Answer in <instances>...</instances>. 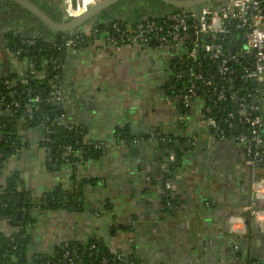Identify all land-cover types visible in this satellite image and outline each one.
<instances>
[{
	"label": "crops",
	"instance_id": "obj_1",
	"mask_svg": "<svg viewBox=\"0 0 264 264\" xmlns=\"http://www.w3.org/2000/svg\"><path fill=\"white\" fill-rule=\"evenodd\" d=\"M227 1L214 0L213 7ZM35 4L53 21L59 22L63 16L62 0H35ZM121 12L107 24L119 21L130 27L134 19ZM85 29V39L66 54L61 72L64 113L82 130L83 144L103 149L91 155L80 153L74 179L62 167L47 162L39 129L27 125L16 113L0 110V140L13 137L19 147L12 149L4 166L0 164V198L13 204L15 196L8 190L14 186L19 196L21 178L23 195L34 203L57 187L67 189L76 180L85 206L76 213L34 209L30 231L24 226L22 234L14 225L17 207L4 204L0 206L2 216L11 219H0V236L28 239L26 264H45L46 257L52 258L68 240L84 243L98 238L110 253H127V236L134 239V255L143 264H264V232L254 229L244 214L250 179L243 172L242 149L231 139L198 138L205 130L201 117L206 101L198 96L183 108L181 96L169 80L171 67L179 66L184 72L183 88L186 85L183 48L155 43L117 50L99 37L92 41L90 26ZM52 35L11 1L0 0V80L13 75L22 82L29 70L15 55V39L50 41ZM206 37L190 38L198 55L203 53ZM245 39L242 35L243 44ZM43 64L41 77L48 70L46 60ZM262 85L263 90L256 88L258 93L264 92V82ZM7 112L12 118H7ZM122 129L127 132L124 138L119 135ZM181 133L184 142L176 148L174 142L181 139ZM132 137L138 139L136 144L130 142ZM159 137L168 138L167 148L157 145ZM189 140L190 151L184 146ZM164 177H168L174 204L169 214L160 210ZM254 177L264 178V164ZM83 191L88 194L84 196ZM231 216L242 218L249 228L247 234L229 231L227 219ZM131 221L134 229L130 235L111 228L122 224L127 230Z\"/></svg>",
	"mask_w": 264,
	"mask_h": 264
},
{
	"label": "built area",
	"instance_id": "obj_2",
	"mask_svg": "<svg viewBox=\"0 0 264 264\" xmlns=\"http://www.w3.org/2000/svg\"><path fill=\"white\" fill-rule=\"evenodd\" d=\"M105 0H62L61 12L64 17L76 20L82 17L93 6L104 2ZM264 0H228L227 3L220 7L204 5L196 13L190 9H182L178 12L167 14L159 21L146 20L136 23L132 27H125L123 24L115 22L108 25L104 29H92L89 31L90 37H99L107 45L120 50L126 47L135 45L149 46L158 43L162 46L170 48H184L191 36L196 37L199 34L207 35L208 41L202 47V56L213 61L216 69L217 79L221 82V88L216 89L215 83L210 77H203L199 73L200 64L198 61V48L192 43L191 49L188 52L187 60L189 66L185 64V77L189 80L185 85L181 97V105L187 108L192 100L198 97L196 86L197 83H203L204 87L211 89L213 95H216L217 102H224L226 94L223 86L226 80H230L233 73L232 65L241 66L240 80L248 83L254 81L256 84L262 85L264 82ZM227 20V26L223 22ZM245 35V42L240 44L239 50L230 52L224 48L222 40L233 42L236 36ZM84 33L80 32L73 36H62L59 47V56L50 55L45 60L47 61L50 71L53 73L47 85L50 88L46 103L51 105L53 102H62L64 104V94L62 90L61 72L64 68V60L66 54L79 46L82 43ZM20 43L27 47H35V40H21ZM190 43V44H191ZM242 45V46H241ZM16 56L20 52L16 50ZM249 59V62H244V58ZM197 63V64H196ZM34 64V63H32ZM254 93H243L234 98L235 109L233 112L216 115L210 107H206L205 114L201 117L204 122L205 130L198 135L216 137L220 141L228 139L233 140L241 149L245 158V163L250 169L255 172L264 164V98L261 100L262 105L252 104L251 99L254 95H258V90L254 88ZM1 98L0 107L16 113L19 109L17 101L5 102ZM38 97H35L31 102L37 103ZM64 108V106H63ZM240 110H245V117L235 115ZM224 111V110H222ZM59 112V111H58ZM26 117L28 120L32 118V109L26 106ZM253 113L256 115L253 116ZM66 119V120H65ZM181 119V118H180ZM236 119V122H234ZM50 118L46 117L38 125L42 133V150L47 157L51 150V136L54 131L51 130L47 123ZM65 120L64 127L68 132L75 131L82 136V130L73 123L67 121L64 111L60 112L54 124ZM239 125L237 135L231 136L234 124ZM241 128V130H240ZM63 150L65 162L75 161L77 158V150L71 145L59 146ZM97 148H100L97 146ZM257 200H264V178L255 179L252 184V203L247 210L250 212L254 222L260 227H264V211L256 207ZM229 229L232 233H245V225L240 217H230L228 219ZM94 250V246H90L88 251ZM77 258V257H76ZM67 259L64 264H76L75 258L71 257L70 252L65 251L63 260ZM125 258L122 255L113 257L109 262L112 264H122ZM101 264H106V260H101Z\"/></svg>",
	"mask_w": 264,
	"mask_h": 264
},
{
	"label": "trees",
	"instance_id": "obj_3",
	"mask_svg": "<svg viewBox=\"0 0 264 264\" xmlns=\"http://www.w3.org/2000/svg\"><path fill=\"white\" fill-rule=\"evenodd\" d=\"M213 1L209 6H213ZM264 10V3L262 5ZM131 12L127 15H131ZM170 14V13H167ZM167 14L160 16H151L146 17L142 14L139 20H132L130 27L134 26L136 23L143 22L146 20H154L159 21ZM132 16V15H131ZM133 19V17H132ZM115 23V22H112ZM110 23V24H112ZM119 23V21H118ZM109 24V25H110ZM106 25H98L93 29H104ZM67 36V35H63ZM95 37H92L94 39ZM236 40L233 42L227 41L226 39L222 40L224 48L233 52L236 50L240 44H242V35L240 37H235ZM85 37H83V40ZM37 45L35 47H27L20 43L19 39H15V43L17 45V50L20 52L18 58L21 61L27 62L28 65L33 64V73H28L22 82H18L15 79V76L7 77L6 79L0 80V103L1 98L3 97L5 102H13L17 101L19 104V109L16 112L18 117L23 118L27 125H30L33 128L38 127V125L43 121L44 118L49 117L50 120L47 123V126L54 131V135L51 136L52 144L50 145L51 150L49 151L48 158L56 164H61L64 162L65 156L63 155V150L59 146L63 147L64 145H71L75 150H78L82 147L80 141V135H78L75 131L68 132L65 130L64 125L54 124L53 121L59 115L60 112L51 108V105L46 103L48 98V94L50 92V88L48 87V81L53 78V73L50 71V67L47 66V72L45 76L41 77L39 71L42 67H44V60L50 56H59V51H57L59 45L55 43L53 39L50 41H42L37 40ZM190 41V40H189ZM187 41L185 47L183 48V57L186 59V66L190 65V62L187 60V54L191 49L190 42ZM208 41L206 37L205 42ZM153 45V44H151ZM236 46V49L234 48ZM201 54V53H200ZM197 63L200 64L199 73L202 76L212 78V81L216 84L215 88L218 90L221 88V82L217 79V69L213 61L209 60L207 57H203L202 54L198 55ZM196 63V64H197ZM46 68V67H45ZM233 73L230 77V80H226L224 82V92L226 94V100L224 102H217L216 95H213L211 89L204 87L203 83H197L196 90L198 96H201L204 101H206V107H210V109L216 113V115H222L225 113L233 112L235 109L234 98L237 95H241L243 93H254L255 90L248 83L240 80L241 75V66L240 65H232ZM186 84H188L189 80L184 78ZM38 97L39 101L37 103H32L31 101ZM26 106H30L32 109V118L28 120L26 117L25 109ZM224 110V111H222ZM12 138V137H11ZM8 142V144L6 143ZM12 139L9 141L6 140V136L3 137V140H0V164L2 163V158H7L12 154L11 147ZM43 143L41 142V146ZM15 150V149H14ZM78 159V158H77ZM76 160V159H75ZM54 197H59V200H50L47 204L43 205L42 202L33 203V201L24 199L21 207L25 210L26 223H32L31 212L33 209H46V210H61L66 212H75L78 207L77 197L80 195L68 194L66 196L59 195L58 193H53ZM82 196V195H81ZM58 202L53 204L52 202ZM27 238L22 237H2L0 236V264H26V252L25 248L27 247ZM71 245V244H70ZM90 246H94V250L91 252L88 251ZM65 251L70 252L71 257L75 258L76 264H101V260H106V264H112L109 261L117 256L116 254H112L109 252L106 244L102 241L96 239H90L86 244H73L69 246L67 249L60 250V252L55 256L52 264H64L63 254ZM77 257V258H76ZM122 264H127V260Z\"/></svg>",
	"mask_w": 264,
	"mask_h": 264
},
{
	"label": "flooded vegetation",
	"instance_id": "obj_4",
	"mask_svg": "<svg viewBox=\"0 0 264 264\" xmlns=\"http://www.w3.org/2000/svg\"><path fill=\"white\" fill-rule=\"evenodd\" d=\"M143 3L141 4V7L143 6H145V5H148L149 7H150V9H148V15L149 16H156V15H159V14H161L163 11H164V7L163 6H161V5H159V4H157V3H155V2H152V1H149V0H144V1H142ZM145 2V3H144ZM139 3H141V2H139ZM139 3L137 2V3H133V2H131L130 3V1L129 0H121V1H119L117 4H118V6H119V8H120V10H119V12L122 14V12L121 11H123V12H126L127 14H129V11H127L126 10V8L127 7H129L130 9H131V15H132V13H133V11L137 8V6L139 5ZM144 4V5H143ZM152 6V7H151ZM125 8V9H124ZM164 8V9H163ZM162 9H163V11H162ZM118 13V12H117ZM144 14V13H143ZM132 17H133V19H134V16L132 15ZM171 69H172V67H171ZM170 69V72H172L173 71V77H171L169 80L171 81V84H173V87H174V89H175V91H176V93L179 95V96H181L182 97V93H183V86H184V84L182 83V79H183V76H184V72H180V67L179 66H176L175 68H173V70H171ZM175 72V73H174ZM182 128V126L180 125V129ZM184 135H186V134H184ZM82 137H83V135L82 136H80V141H81V145H82V147L81 148H79L78 150H77V158H76V160L75 161H72V162H65V159H64V162L62 163V165L61 164H56V163H53L48 157H47V162H49V164L51 165V166H55V167H62V170H63V172L65 171V174L68 176V178H71V179H74L75 178V175L77 174L76 173V168H77V165L81 162V155H80V153L82 152V153H84V154H86V155H91V154H93L94 152H101L102 151V149H103V147L101 146V145H96V147H94V148H92V145H90V146H86L85 144H83V141H82ZM180 138L181 139H179V140H177V141H179L178 143H179V145L181 146L182 145V141L184 142V140L182 139V138H184L183 136H182V133L180 134ZM158 141H157V145L159 146V147H164V146H166V147H168V144H169V140H168V138H161V137H159L158 139H157ZM130 142H133V144H136L137 142H138V139L137 138H135V137H132L131 138V140H130ZM176 142V141H175ZM175 142H174V145H175ZM187 142V141H186ZM11 147H12V149H15V150H17L19 147H18V144L17 143H15V141H14V138L12 137V142H11ZM97 146H99L100 148H97ZM165 148V147H164ZM83 158H85V156H83ZM175 158V157H174ZM243 161V172L244 173H247V174H249L248 176H249V179H250V194H249V198H248V202H247V204H246V206L244 207V214H245V216H247V220H249L250 222H251V226L254 228V229H256V230H258L259 232H264V227L263 228H260L255 222H254V220L252 219V217H251V214H250V212L247 210V208H248V206L252 203V184H253V182L255 181V177H254V175H255V172H253L251 169H250V167L249 166H247L246 165V163H245V161H244V159L242 160ZM177 164H178V166L180 165L179 163H178V161L175 159V166L176 167H178L177 166ZM162 182H161V185H162V189H163V198H162V202H161V204H160V210L162 211V213L163 214H169V212L172 210V207H173V202H171V193H170V190H171V186H170V183H168V177L166 178V177H164L162 180H161ZM53 193H58V196L61 194V195H63V196H66V195H68V194H76V195H80L79 197H77V203H78V207L79 208H76L75 210V212H73V213H76V212H80V211H82L83 210V199H82V188L79 186V184H78V181H76L75 180V182L73 183V185H70L67 189H65V188H60V187H57L56 189H54L51 193H48V194H46V195H44L43 196V198H42V200L40 201V203L42 202V204L43 205H45V204H47L48 203V201H50V200H59V197H54V195H51V194H53ZM23 194H25V192H22V193H20L19 192V195L21 196V201H20V206H16V203H15V200H14V202H13V206H15V207H17V210L15 211V213H14V215H13V218H16V216H17V212L18 211H23V214H24V216H23V223H24V226H26L27 228H26V230H29L30 231V226H31V223H26L25 222V215H26V213H25V210L21 207V205H22V202H23V200L24 199H26L27 197H25ZM24 198V199H23ZM32 201V200H31ZM34 203V202H33ZM53 204H55V203H58V202H52ZM85 206V205H84ZM256 207L259 209V210H261V211H264V200H257L256 201ZM4 208H6V207H4ZM37 209V208H36ZM41 210L40 211H46V212H49V211H52V210H46V209H43V208H40ZM34 210V209H33ZM33 210H32V212H33ZM39 211V210H38ZM57 211H61V210H57ZM32 214L33 213H31V216H32ZM231 217H238V216H231ZM230 218V217H229ZM228 218V219H229ZM241 218V217H240ZM31 219L33 220V218L31 217ZM228 219H227V222H228ZM243 221V220H242ZM244 223V222H243ZM245 225V224H244ZM120 226H122V228L120 227ZM120 226H114V227H111L112 228V230L113 231H115V232H117V229H120V231H125L124 232V234H129L130 235V231L131 230H133L134 228H133V222L131 221L128 225H127V230L125 229V225L123 226L122 224L120 225ZM228 227H229V225H228ZM229 229V228H228ZM248 227L245 225V234H247L248 233ZM229 231H230V229H229ZM231 232V231H230ZM232 233V232H231ZM232 234H234V233H232ZM244 234V235H245ZM91 239H96V240H99L98 238H91ZM90 240V239H89ZM89 240H87L86 242H84V243H82V244H86ZM99 241H102V240H99ZM103 242V241H102ZM73 244V246L74 245H77V244H81V243H79L78 241H74V240H71V241H65V242H63L62 244H61V246L54 252V254L52 255V258H49V257H46V259H45V264H52V262L54 261V258H55V256L60 252V250H63V249H67L69 246H71V245ZM242 245V244H241ZM241 245H239V246H241ZM135 241H134V239H132V238H130L129 236H127V253H122V252H119V253H116V255H122L124 258H125V260H127V264H143V262L144 261H141L137 256H135L134 255V253H135ZM124 260V261H125ZM65 262V261H64ZM146 263V262H145ZM35 264H38L37 262L35 263ZM250 264H255V263H250Z\"/></svg>",
	"mask_w": 264,
	"mask_h": 264
},
{
	"label": "water",
	"instance_id": "obj_5",
	"mask_svg": "<svg viewBox=\"0 0 264 264\" xmlns=\"http://www.w3.org/2000/svg\"><path fill=\"white\" fill-rule=\"evenodd\" d=\"M9 1H11L12 4H14L16 7H19L20 9H22L26 13H28L30 16H32L34 22L39 21L47 29H49V31L52 32V34H53L51 36L52 37L51 39H53L55 41V43L58 44L63 35L73 36V35L78 34L80 32H84L86 30L85 28L88 26H90V30H92L94 27H96L98 25L108 26V24H107L108 22H111V21H114L117 19V18H114V16L120 10L117 3L121 0H105L102 3L93 6L82 17H80L76 20H71V19H68V18L62 16L60 18L59 22L53 21L49 17H47V15H45L44 12H42L36 6L35 0H9ZM149 1L155 2V3L161 5L165 8V10L161 14H159L160 16H163L167 13L178 12L182 9H190L196 13L201 7H203L204 5H207V3L210 2L211 0H149ZM148 9H150V7L148 5H145L144 11H143V13H144L143 15L145 16V18L151 17L147 14ZM129 11L131 12V9ZM223 24H224V26H227V20H225L223 22ZM94 40H96V39L94 38L92 41H94ZM87 43L88 42H86L85 44H87ZM16 48L17 47L15 46V49ZM28 66H29V70H27L26 75L29 72L30 73L34 72L33 64L28 65ZM249 85L252 88H258L259 90H263V85L256 84L254 81H250ZM263 98H264V92H260L258 95H254L252 97L251 103L254 105L257 103L262 105L261 100ZM63 106H64V104L62 102L61 103L60 102H53L51 104V108H53L59 112L64 111ZM0 110L4 111L3 108H0ZM7 113L9 114V116H7V118H12L13 115H11L9 112H7ZM235 115L245 117L246 111L243 110L240 113H235ZM255 115L256 114L253 113V116H255ZM65 120H62L59 122L61 126H63ZM234 122H236V119H234ZM262 130L264 131V127ZM238 132H239V125L237 123H235L234 127H233V134L237 135ZM119 135L122 138H124V136L127 135V132L124 131V129H122L120 131ZM178 142L179 141L175 142L176 148L180 147ZM125 143L127 144V140L125 141ZM184 146H185L186 150L190 151L192 148L191 141L189 140V141L185 142ZM164 147L167 148L166 146H164ZM14 151L15 150H13V152ZM167 154L170 155V152ZM175 159L178 160V155H176V154H175ZM1 160H2V164L4 166L7 160L5 157H3ZM177 166H178V164H177ZM13 184H15V180H13ZM19 185L21 187L20 193H22L23 189H24V182L22 181V178L19 182ZM8 193L15 196L14 199H15L16 206H20L21 196L16 195V188L13 186L12 188H10L8 190ZM83 193H84V196H86L88 194L87 191H83ZM0 197H1V194H0ZM4 204L11 205L12 201L11 200L6 201V200L0 198V206H3ZM23 216H24L23 211H21V210L18 211L17 216L15 218L16 222L14 224L15 226H18L21 228V229H19V231L22 234L25 231L24 223H23ZM0 219L1 220L2 219H6V220L9 219L10 220L11 217H9V216L3 217L2 216V210L0 208ZM8 226H10V222L8 223ZM19 231H16V232H19ZM64 261H65V263H67V259H64Z\"/></svg>",
	"mask_w": 264,
	"mask_h": 264
},
{
	"label": "rangeland",
	"instance_id": "obj_6",
	"mask_svg": "<svg viewBox=\"0 0 264 264\" xmlns=\"http://www.w3.org/2000/svg\"><path fill=\"white\" fill-rule=\"evenodd\" d=\"M130 3L133 2V3H139V5L137 6V8L133 11L132 15L134 16V20H139L140 17H142V14H143V11H144V7L142 6L141 7V4L143 3L142 1L144 0H129ZM212 1V0H211ZM211 1L207 3V5H210L211 4ZM145 3V2H144ZM144 5V4H143ZM164 9V8H163ZM162 9V11H163ZM165 10V9H164Z\"/></svg>",
	"mask_w": 264,
	"mask_h": 264
}]
</instances>
